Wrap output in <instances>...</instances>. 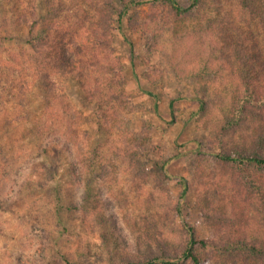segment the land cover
Returning <instances> with one entry per match:
<instances>
[{
  "label": "trees",
  "instance_id": "trees-1",
  "mask_svg": "<svg viewBox=\"0 0 264 264\" xmlns=\"http://www.w3.org/2000/svg\"><path fill=\"white\" fill-rule=\"evenodd\" d=\"M135 33L146 39L144 50L158 51L178 78H211L226 85L227 97L217 126L198 144L204 149L196 150L192 180L182 177L172 205L183 219L180 200L194 190L211 235L198 237L183 219L181 235L176 228L169 235L157 230L153 242L113 264H264V0H0V113L14 115L0 118V134L5 136L3 128L12 121L26 120L48 137L53 208L68 228L65 217L85 204L86 196L66 201L65 188L77 182L88 194L83 165L89 159L94 167L98 153L96 146L81 148V167L69 164L68 180L53 164L70 150L67 134L63 142L51 137L54 122L70 128L66 83H80L83 99L95 105L99 128L119 129L128 99L115 39L123 37L134 63L142 56ZM163 33L168 49L160 46ZM147 79L155 82L149 74ZM12 99L16 107L9 111ZM200 106L205 107L203 97ZM129 135L122 133L112 146L114 158L144 178L139 152L145 147ZM0 147L14 145L0 139ZM61 254V264H71V255Z\"/></svg>",
  "mask_w": 264,
  "mask_h": 264
},
{
  "label": "rangeland",
  "instance_id": "rangeland-1",
  "mask_svg": "<svg viewBox=\"0 0 264 264\" xmlns=\"http://www.w3.org/2000/svg\"><path fill=\"white\" fill-rule=\"evenodd\" d=\"M131 36L142 51L134 63L123 37L118 34L115 39L116 53L125 64L123 88L128 99L119 129L109 133L99 128L95 105L83 99L80 83H66L70 128L65 121L54 122L51 137L63 142L62 135L67 134L70 140L65 143L70 150H64L65 156L53 164L60 165L61 177L68 180L69 164L81 167V148L96 146L98 153L94 167L89 159L83 165L91 188L88 194L77 182L65 188L66 201L80 202L86 196L85 204L80 202L79 208L65 217L68 228L62 226L53 208L51 187L55 180L45 161L48 137L32 129L30 121L4 126L1 142L13 143L14 148L0 147V264H61L62 252L71 255V264H113L120 256L137 253L145 241L153 242L157 230L164 229L169 235L176 228L181 235L183 219L198 237L211 235L199 215L194 190L185 201L180 200L183 219L172 205L181 194L182 177L193 178L196 150L204 149L198 144L205 142L222 116L227 87L211 78H178L158 51L144 50L146 39L141 34ZM167 37L168 33L162 34L163 49H168ZM148 74L154 83L147 79ZM7 106L11 111L16 103L12 99ZM8 113H0V118L14 116ZM122 133L136 136L145 147L139 153L146 177H136L131 167L114 158L112 146Z\"/></svg>",
  "mask_w": 264,
  "mask_h": 264
}]
</instances>
